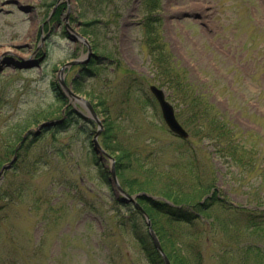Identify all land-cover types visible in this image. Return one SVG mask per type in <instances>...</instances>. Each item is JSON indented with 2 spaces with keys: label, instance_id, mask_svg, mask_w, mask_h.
<instances>
[{
  "label": "rangeland",
  "instance_id": "1",
  "mask_svg": "<svg viewBox=\"0 0 264 264\" xmlns=\"http://www.w3.org/2000/svg\"><path fill=\"white\" fill-rule=\"evenodd\" d=\"M15 1L36 12L0 0V168L13 155L5 157L4 147L18 146L28 134L16 163L0 175V264H151L133 232V206L109 180L111 160L93 147L98 125L56 87L61 66L86 55L87 46L72 41L63 22L41 31L54 0ZM92 1L71 0L74 27L94 17ZM138 6L128 0L121 26L104 29L107 47L95 52L108 59L93 58L82 73L80 65L71 67L65 79L96 107L105 124L99 140L107 124L113 129L116 154L124 145L161 172L215 185L209 210L196 212L187 231L179 225L187 239L177 246L166 240L168 251L186 253L190 264H264V38L257 35L264 29V0H163L162 10L175 62L247 145L261 149V158L251 155L254 167H240L231 150L215 148V140L204 137L206 126L192 119L186 125L179 100L162 86L190 137L169 129L150 91L160 84ZM19 57L32 66L15 67L11 61ZM158 220L163 234H172L166 218ZM138 221L148 232L142 215Z\"/></svg>",
  "mask_w": 264,
  "mask_h": 264
},
{
  "label": "trees",
  "instance_id": "2",
  "mask_svg": "<svg viewBox=\"0 0 264 264\" xmlns=\"http://www.w3.org/2000/svg\"><path fill=\"white\" fill-rule=\"evenodd\" d=\"M128 0H93L89 7L95 14L93 18L84 20L81 23V32L89 38L94 50L105 49L106 40L102 35L104 29L112 31L120 26L122 18L121 6H124ZM163 0H140V6L144 12L142 26L145 31V44L148 48L151 61L156 68L157 80L160 86H165L171 91V98L179 100V116L185 117L186 125H191L189 120H196L201 123V129L206 126L204 137L212 139L218 150H231V157L240 167H254L251 162L253 153H257L259 146H248L241 135H238L239 128L233 125L226 117L222 116L214 103L211 102L207 93L201 88L193 85L188 77L187 71L180 67L174 60V56L169 50L168 44L162 34L163 17L161 15ZM98 11V14L96 13ZM84 17V13H83ZM259 38H264V30L258 31ZM104 56L108 54L101 53ZM102 102V101H101ZM112 128L107 124L106 131L103 135L102 144L105 149L112 152L116 158V171L121 184L130 193L147 192L154 196L165 198L177 206H171L162 199L151 197L149 199L141 197L139 202L144 206L149 214L153 227L157 232L165 251L167 252L172 264H190L187 254L181 255L178 252L167 250L166 240H170L177 246L187 234H179L178 228H185L192 224L196 212L205 213L210 208L209 198L202 203V199L207 195L215 185L212 181L201 179V177L180 178L173 172H161L158 168H153L145 162L144 156L138 150H131L127 146L118 147L119 153H115V141L112 138L114 133ZM21 133V132H20ZM202 130L197 132L198 135ZM21 135L18 138L21 139ZM196 136V133H194ZM22 140V139H21ZM20 140V141H21ZM189 143V142H185ZM25 145H22L23 148ZM5 157L14 154L16 148L13 144L6 145ZM193 151L189 147L187 151ZM147 152V151H146ZM243 152V153H242ZM152 155L153 151L147 152ZM236 153H239L236 156ZM261 158V154L258 153ZM253 157V159H258ZM0 157V162L3 160ZM2 166V165H1ZM264 174V167L262 168ZM106 173V172H105ZM134 174V175H132ZM106 176V174H104ZM109 178V177H108ZM209 204H208V203ZM178 205L181 207L179 208ZM133 206V205H132ZM133 221H131L133 232L139 236L140 242L147 253L151 264H164L161 255L156 250L152 238L145 231L143 221H138L142 213L134 206L131 209ZM194 212V214H192ZM164 216L168 222L172 234H163V227L158 220ZM180 225V226H179ZM187 231V228H185ZM192 246L189 242L187 248ZM192 248H194L192 246Z\"/></svg>",
  "mask_w": 264,
  "mask_h": 264
},
{
  "label": "water",
  "instance_id": "3",
  "mask_svg": "<svg viewBox=\"0 0 264 264\" xmlns=\"http://www.w3.org/2000/svg\"><path fill=\"white\" fill-rule=\"evenodd\" d=\"M23 10L25 11H29L30 8H26V7H23ZM74 31V30H73ZM74 40H83L84 42H86L89 46V53H88V59L86 60H80L79 59V63H83V62H88L89 61V58L91 57V55H93V52H92V48L91 46L89 45V43L87 42V40L78 32L74 31ZM78 63V60H75V61H72V62H69L67 64L64 65V67L61 69V73H63V71L65 70V68L73 65V64H76ZM60 83H61V86L62 88L64 89V91L66 92V94L69 96V98H71V100L73 102H76V103H81L85 106H87V108L90 110L92 116L94 117L95 121L99 124L100 126V129L102 128V122L101 120L99 119L93 105L84 97L82 96H79L77 93H75L70 86H68L63 78V76L60 78ZM151 90L152 92L154 93V95L156 96V98L158 99L160 105H161V108H162V112H163V116H164V119L165 121L167 122L168 126L170 127V129L177 133L178 135H180L181 137L183 138H187L189 136L188 132L182 127V125H180V123L178 122L177 118H176V115H175V111H174V108L173 106L166 100V94H165V91L163 89H160L158 88L157 86L155 85H152L151 86ZM53 124V122H50V123H46V124H43L42 126H48V125H51ZM101 130H98V132L96 133L95 137H94V148L97 152L101 153V154H104L105 156L111 158L112 160V167H111V173H112V181H113V184L116 186V189L119 191V193H121L124 197H123V200L125 201H131V202H134L136 204V206L138 208H140L143 212H144V209L137 203L136 201V198L137 196H133L131 194H129L128 192H126L120 185L119 181H118V178H117V175H116V172H115V159H113L103 148L102 146L100 145L99 141H98V136L100 134ZM16 158H14L9 164L5 165L3 167V169L1 170L0 172V175L2 174V172L4 171V169H7V168H10L12 163L15 161ZM145 216H146V219H147V223H148V226H149V229H150V233H151V236L153 238V241H154V244L157 248V250L159 251V253L162 255L164 261L166 264H171L169 258L167 257V255L165 254L163 248H162V245H161V242L158 238V236L156 235L155 231L153 230L152 228V223H151V220L150 218L146 215V213L144 212Z\"/></svg>",
  "mask_w": 264,
  "mask_h": 264
}]
</instances>
